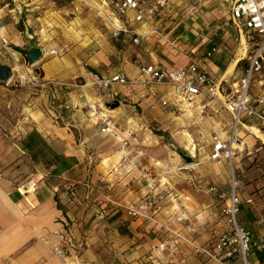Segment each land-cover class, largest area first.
Wrapping results in <instances>:
<instances>
[{"label":"crops","instance_id":"obj_1","mask_svg":"<svg viewBox=\"0 0 264 264\" xmlns=\"http://www.w3.org/2000/svg\"><path fill=\"white\" fill-rule=\"evenodd\" d=\"M23 1V15L17 12L16 4L8 9V3L0 2V37L19 48L34 38L43 55L33 69L40 72V81L47 86L33 91L27 86L17 89L13 81L0 85V264H61L54 249L67 246L68 242L77 253L70 252L73 256L67 259L75 264H212L181 244L169 242L167 249L160 251L158 246L170 238L149 222L128 217L116 206L142 203L150 177L145 167L141 165L142 170L138 169L140 158L134 159L129 154L125 140L120 139V143L117 140L120 137L101 134L95 122L87 119L86 107L102 108L117 102V109L105 110V115L125 130L124 134L141 131L144 111L162 115L158 110L170 109L169 113L164 112L170 116L173 110L180 109L182 105L176 108L173 102L161 105L160 99L169 98L170 89L159 86L148 90L138 84L103 89L95 82L119 73L135 80L142 66L166 71L186 68L214 46L219 48L218 53L200 66L219 80L234 63L232 73L224 76L232 83L230 76L233 74L234 78L236 70L246 67L245 52L241 55L244 47L238 48L243 45V37L240 39L229 26L234 0H167L165 8L155 7L151 16L138 23L134 22L136 13L132 11L126 18L116 20L110 6L113 0ZM140 1L144 10L156 0ZM41 2L47 5L38 6ZM13 13L18 16H10ZM106 19L117 29L133 33H121L117 40L112 39ZM18 22L24 32L15 29ZM153 30L158 34H152ZM143 36L146 37L140 38ZM135 38H139L137 45L132 44ZM51 51L57 54L50 57ZM260 80L264 81V74L255 78L254 94L264 89ZM54 97L65 100L71 111L51 107ZM209 107L200 114L201 120L208 112L211 132L225 131L230 124L229 115L218 102H211ZM130 121L136 125L134 130ZM251 129L254 128L242 131L241 136L250 135ZM31 131L39 133L54 152L69 158L71 167L58 176H50L43 165L32 162L17 143V139ZM243 146L238 163L243 154H251L249 149L255 144L243 142ZM171 158L170 154L163 159L153 155L147 161L146 169L154 173L155 184L167 185L172 192L147 212H153L160 221L185 234L189 232L187 226L192 225L190 237L198 245H208L225 227L220 207L213 204L205 189L219 185L204 176L195 188L191 177L179 173L180 166L170 174L155 166V163L167 165ZM219 163L228 169L225 162ZM219 163L210 166L217 175L226 172ZM27 181L36 184L27 198L33 208L16 192L17 186ZM242 182L241 198L252 196ZM256 195L252 198L262 213L264 204L258 199L260 194ZM181 212L188 215V224L176 221ZM255 215L243 206L239 222L260 232L254 224ZM245 216L254 219L249 222Z\"/></svg>","mask_w":264,"mask_h":264},{"label":"built area","instance_id":"obj_2","mask_svg":"<svg viewBox=\"0 0 264 264\" xmlns=\"http://www.w3.org/2000/svg\"><path fill=\"white\" fill-rule=\"evenodd\" d=\"M143 4L140 0H113L110 6L116 20L126 18L127 13L132 11L136 13L134 22L138 23L143 21L145 16H151L155 7L165 8L167 0H156L153 6L144 8V10L142 9ZM105 22L109 26L111 37L114 40H117L121 33H133L128 29H117L110 19H106ZM229 26L240 39L243 37L249 44V50L244 57L246 67L236 70L234 78L233 74L230 76L232 83H228L224 79L225 72L222 78L217 80L200 66H205L211 56L218 53L219 48L214 46L198 62L192 63L186 68L166 71L152 66H142L138 68L135 80H129L119 73L107 79L97 80L95 85L106 89L112 85L127 88L138 84L148 90L153 87L167 86L170 89V96L160 99L163 107L172 102L175 106L186 104L187 107H194L201 114L210 109L211 102H218L222 105L230 117V124L225 131L209 134L207 157L210 162H225L227 164L230 175L229 184L226 191L216 185H209L205 188L211 196L213 204L220 207L219 215L225 223L224 231L218 237L208 245H198L189 234L193 230L192 225L187 226L189 232L185 234L160 221L153 212L148 213L147 209H155L157 205L172 195L171 189L167 185L160 183L156 185L151 178L147 180V192L142 203L116 204V206L124 210L128 217L141 218L170 238L169 241L166 240L158 246L160 251L166 250V244L171 242L173 245L185 246L212 264H264V261L258 259L259 255H264V212H258L259 204L251 195L241 198L239 194L241 180L257 179L259 175L264 176V162L260 165H250L247 170L237 162L239 155L244 151L240 136L242 131H245L246 128H254L264 136V89L261 93H253L255 78L264 74V0H234L230 9ZM151 33L158 34V31L153 30ZM138 39H133L132 44L137 45ZM7 46L8 42L0 37V48H7ZM49 54L56 55L57 52L51 51ZM18 69L19 71L10 69L9 82L13 81V84L18 86H27L33 91L42 90L47 86L40 81V72L33 69L32 66L26 67L24 70L19 66ZM13 73H16V77L13 76ZM260 83L261 87H264V81L260 80ZM51 107L65 112L72 109L60 97L53 98ZM105 110L106 106L100 108L88 105L86 117L95 122L94 125L101 134L116 136V127L112 119L105 115ZM241 146L243 150H241ZM35 189L36 184L32 181L22 183L16 188V192L30 208H33L32 202L27 198ZM258 199L264 204V194H260ZM243 206L248 207L256 214L254 224L260 229V232H255L240 224L239 215ZM189 220L185 212L176 216V221L182 224H188ZM69 245L72 246V244ZM68 251L69 248L65 250L56 248L55 255L59 259L65 260ZM75 251L74 248L73 252ZM251 256H253L252 259Z\"/></svg>","mask_w":264,"mask_h":264},{"label":"rangeland","instance_id":"obj_3","mask_svg":"<svg viewBox=\"0 0 264 264\" xmlns=\"http://www.w3.org/2000/svg\"><path fill=\"white\" fill-rule=\"evenodd\" d=\"M13 0H0L1 3L5 2L8 3L9 6L7 7L8 9H11L13 5H17L19 7V10L17 9V12L19 11L20 14H24V8L22 4L24 1L23 0H15V3H12ZM23 1V2H22ZM30 1V0H29ZM35 1V0H33ZM41 1V0H40ZM39 1V2H40ZM22 2V3H21ZM43 5H47L45 4V2H41L38 4V6H43ZM68 9V8H67ZM68 11V10H67ZM16 12V13H17ZM26 14V13H25ZM14 15L18 16L17 14H11L10 16ZM15 29L17 31H23L24 32V28L22 26V24L20 22L17 23V25L15 26ZM34 41L36 43V41L34 40V38L28 42V44L24 45L23 47L19 48L18 46L16 47L14 43H8L7 48H0V65L7 67L9 69H18L19 66H21V68L24 70V68L28 67L30 68V65L28 64L27 61V56L25 54L26 51H28L29 47H30V43ZM37 45V44H36ZM238 45V43H237ZM243 49L244 55L246 54V52H248L249 50V44L247 41H244L243 45L238 46V48H240V50ZM243 55V56H244ZM49 56H53L50 55ZM41 60V59H40ZM39 60V61H40ZM38 61V62H39ZM32 68H34V66H32ZM13 76L16 77V73H13ZM0 85H4L3 83H0ZM18 86V85H17ZM26 86L22 85V86H18L17 89H25ZM1 99V96H0ZM181 105V104H180ZM112 104L108 103L106 105V112L108 111H115V110H110L111 109ZM184 109H189V110H195L194 107H187L186 104H182V106L180 107L179 110H173L170 114V116L166 115L164 112H170L171 110H158V114L159 113H163L162 115H156V113H152V115H149L148 113H146L144 111L143 114V119L141 120L144 123V126L140 129L141 131H135V132H131L129 133V135L124 134L125 130L120 129V126L115 124V127L118 129V133L116 136H113L114 138L116 137H120L121 139L125 140L124 144H126L125 148H127L128 152L130 155L134 156V159L140 158V168H138L139 170H142L141 165L143 167H145V171L147 170V173L149 174V177L151 179H156V177L154 176V173H152L151 171H148V169H146L148 163L147 161L149 160V158H151L153 155H155L156 157H159V159H163L164 157H166L167 154L174 153L179 161H180V168H187L186 170H180L179 173L185 175V177L189 176L192 179V185L195 188H198L199 185L197 184L198 181L202 180L204 176L211 178L217 185H219L220 188L224 190H226L227 187V183H228V169L226 167L225 164L223 163H219L218 166H223L224 170L226 171L224 174H220L217 175L215 173V171L210 169V166L212 167L214 164L210 163V161H208V150H209V146H208V142H209V134L211 133V125L212 122L211 120L208 119V117H210V114L208 112H206V116L204 120L201 121H197L195 119H189L186 120L185 118V111ZM183 111V112H182ZM141 110L139 109L138 114L140 115ZM221 124H223L224 122L221 120L219 121ZM252 134L248 135L246 133L247 136H249L247 143L251 144L252 142L255 144L254 148L249 149V152L251 153L249 156L246 155H242L240 157V161L239 164L241 165V167L243 169H245L246 167L248 168L250 165H260L262 164V162H264V140H262V138H264V136H262L256 129H252ZM121 133V134H119ZM150 134L151 137L156 138L157 144L158 145H147L145 144V135ZM256 133L259 136H255ZM182 134H186L189 135L190 139L192 140L196 151H195V156H193L192 160L193 163L190 165H186L182 160H180V156L179 154H183V155H187L188 151L185 150L184 148V144L183 142H181V137ZM118 140V139H117ZM127 140V141H126ZM253 140V141H252ZM246 144V143H245ZM246 146V145H245ZM166 149V151H165ZM256 149H260V151L258 153L254 152ZM243 150V149H241ZM168 152V153H166ZM135 165V164H134ZM153 169V167H152ZM202 178V179H200ZM241 185L243 187H247L249 188L248 190L249 193L252 194V196L255 198L257 195V193L259 194H264V176L259 175L257 177V179L255 178H251V179H246L243 180V182L241 183ZM82 193V192H81ZM211 197V196H210ZM109 218V217H108ZM245 218L247 219V221L252 222L253 221V217H247L245 216ZM111 220V219H109ZM69 244L71 243H67V246H63V247H55L56 248H61L63 250H65L66 248H69L68 251V255L66 256V258H68L69 256L71 257V255L73 256V254H70V252L73 253L74 251V246H70ZM55 249H54V255H55ZM76 250V248H75ZM76 252V251H75ZM77 253V252H76ZM58 258V256H56ZM253 258V256H251V259ZM59 259V258H58ZM60 263L61 264H68L65 260H61L60 259ZM72 261V260H69ZM74 262V261H73ZM5 263V262H4ZM3 264V262H2Z\"/></svg>","mask_w":264,"mask_h":264},{"label":"trees","instance_id":"obj_4","mask_svg":"<svg viewBox=\"0 0 264 264\" xmlns=\"http://www.w3.org/2000/svg\"><path fill=\"white\" fill-rule=\"evenodd\" d=\"M17 143L32 162L41 164L48 169L50 176H58L71 167L70 159L54 152L46 140L36 131H31L24 137L17 139ZM258 259L264 261V255H259Z\"/></svg>","mask_w":264,"mask_h":264},{"label":"bare ground","instance_id":"obj_5","mask_svg":"<svg viewBox=\"0 0 264 264\" xmlns=\"http://www.w3.org/2000/svg\"><path fill=\"white\" fill-rule=\"evenodd\" d=\"M241 43H244V39L242 38L241 39ZM243 54V50L241 51V55ZM233 68H234V63H232L228 68H227V70H226V72H225V75H229V74H231L232 73V71H233ZM17 70V69H16ZM14 72V71H13ZM108 111V110H107ZM109 112H111V111H109ZM183 112V111H182ZM200 112H197L196 110H189V109H185V118H186V120H189V119H195V120H197V121H200L201 120V116H200ZM107 116V115H106ZM130 124L129 125H131L130 127H131V129L132 130H134L135 128H136V125L135 124H133V122L132 121H130L129 122ZM129 127V128H130ZM247 129H250V128H246V130ZM252 130V129H251ZM250 130V133L249 134H252V131ZM244 133V132H243ZM260 133V132H259ZM253 134H255V136H259L258 134H256V133H253ZM242 135V132H241V134H240V136ZM145 144H147V145H158L157 144V142H156V138H154V137H151L148 133H147V135H145ZM248 138H249V136H247V135H243V136H241V139H243V140H241V142H242V145H243V142L244 143H246L247 142V140H248ZM121 138H118V140H120ZM181 139V142H183V146H184V148H185V150H187L188 151V154H189V157L191 158V159H193L192 157L193 156H195V151H196V148H195V146L193 145V143H192V140L190 139V137H189V135H186V134H182V137L180 138ZM262 140H264V138H262ZM119 142V141H118ZM120 143H122V141L120 140ZM116 145H117V143H116ZM126 145V144H125ZM241 149H242V146H241ZM170 155H171V159L169 160V163L166 165H163V163L162 164H160V163H155V166H158V168L159 167H161L164 171H167V173L168 174H170V173H175V169H176V166H180L179 165V163H180V161H179V159H178V157L174 154V153H169ZM168 154V155H169ZM180 158V157H179ZM181 160V159H180ZM183 169H185V168H182V169H180V170H183ZM161 170V169H160ZM163 182H165L166 180L165 179H163L162 180ZM3 246V245H2ZM64 262H67L68 264H75V263H73V262H71V261H69V259H66V261H64Z\"/></svg>","mask_w":264,"mask_h":264},{"label":"water","instance_id":"obj_6","mask_svg":"<svg viewBox=\"0 0 264 264\" xmlns=\"http://www.w3.org/2000/svg\"><path fill=\"white\" fill-rule=\"evenodd\" d=\"M25 54L27 56V61L30 66H34L35 64H37L43 55L41 49L37 47L34 41L30 43V47L28 51L25 52ZM10 76H11L10 69L0 65V83H3V84L8 83L10 80ZM117 107H118V103L115 102L114 104H112L110 110H115ZM179 156H180V159L186 165H190L193 163V160L189 156L183 155V154H179Z\"/></svg>","mask_w":264,"mask_h":264}]
</instances>
